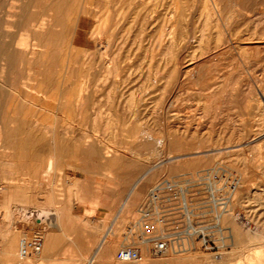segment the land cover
Listing matches in <instances>:
<instances>
[{
	"label": "rangeland",
	"instance_id": "374dc122",
	"mask_svg": "<svg viewBox=\"0 0 264 264\" xmlns=\"http://www.w3.org/2000/svg\"><path fill=\"white\" fill-rule=\"evenodd\" d=\"M25 1L0 0V48L6 49L12 43L9 49L16 54L12 69L0 61V137L5 139L10 133L16 137L13 143L5 144L15 146L14 149L3 150L7 159V153L15 152L11 168L0 164V231L6 222H14L13 227L24 234L18 236L17 249L19 241L30 238L35 231L41 232L44 238L42 252L24 261L27 264H89L95 256L92 264L223 261L237 264L243 253L242 246L246 245L247 232L256 227L259 220H264V0ZM11 12L21 13L11 15ZM44 22L56 23L44 38L49 41H46L47 51L36 46L38 25ZM89 52L94 54L90 56ZM30 66L31 69L27 68ZM104 74L108 77L104 78ZM35 76L41 81L33 79ZM40 82L47 91V98L35 97L44 105L42 109L28 105L25 99L29 97L24 94L25 84L36 86ZM10 91H14L12 96L18 94L17 98L13 96V99ZM78 93L82 94L79 98L84 103L80 104L83 108L72 101ZM3 113L8 115L5 120L1 117ZM143 128L150 136L142 132ZM37 132L47 142L54 133L64 149L58 151L62 158L50 171L46 168L50 151L40 150L38 144L26 140ZM65 134L80 140L79 145L83 146L77 147L74 140L64 139ZM89 136L98 142L94 149L86 145L85 139ZM153 137H165V144H157ZM22 140L26 144H21ZM66 144L68 147H64ZM8 169L13 170L12 173L8 174ZM4 176L14 177L16 185L28 183L29 186L17 191L15 185L3 182ZM207 188H215L216 198L227 199L224 209L233 211L228 213L240 215L234 224L223 222L222 231L215 233L207 247L198 242L185 252H169L158 257L150 244L137 240L133 227L137 210L151 190L156 189L160 196L182 190L179 194L195 201L196 208L206 210ZM99 196H115V209L125 207L128 215L126 223L114 226L100 249L97 229L90 222L76 221L70 215L74 202ZM25 197L29 203L21 202ZM126 197L131 198L128 203L124 201ZM25 206L55 210L60 213V221H41L30 214L25 218ZM222 211L216 207L211 215ZM56 222L60 223L59 228L53 225ZM231 226L237 229L235 237L230 236ZM131 232L133 236L126 240ZM1 239L0 236V244ZM48 239L51 247L44 253ZM128 245L139 249L141 261L118 260V251ZM43 255L45 258L40 259Z\"/></svg>",
	"mask_w": 264,
	"mask_h": 264
},
{
	"label": "bare ground",
	"instance_id": "6f19581e",
	"mask_svg": "<svg viewBox=\"0 0 264 264\" xmlns=\"http://www.w3.org/2000/svg\"><path fill=\"white\" fill-rule=\"evenodd\" d=\"M27 1V0H26ZM25 1V2H26ZM46 1H48V0H46ZM52 1H54L55 2V0H52ZM62 1V0H61ZM81 1V0H80ZM111 1V0H110ZM229 1V0H228ZM53 2V3H54ZM70 2V1H69ZM234 2V1H233ZM254 2V1H253ZM32 3V2H31ZM66 3H68V2H66ZM82 3V2H81ZM227 3V2H226ZM234 3H236V2H234ZM28 4V3H27ZM32 4H34V3H32ZM44 4V3H43ZM59 4V3H58ZM109 4H111V3H109ZM147 4V3H146ZM162 4V3H161ZM172 4V3H171ZM52 5V4H51ZM176 5V4H175ZM18 6H19V4H18ZM33 6V5H32ZM63 6V5H62ZM61 6V7H62ZM111 6V5H110ZM14 7H16V6H14ZM52 7H53V5H52ZM51 7V8H52ZM173 7V6H172ZM174 7H176V6H174ZM182 7V6H181ZM233 7V6H232ZM231 7V8H232ZM22 8H23V6H22ZM29 8V7H28ZM253 8V7H252ZM251 8V9H252ZM254 8H255V5H254ZM26 9V8H25ZM58 9H59V7H58ZM73 9V8H72ZM109 9V8H108ZM172 9V8H171ZM256 9V8H255ZM111 10V9H110ZM178 11H179V9H177ZM180 10H181V8H180ZM14 11V10H13ZM16 12H18V9H16L15 10ZM21 11V10H20ZM70 11H71V9H70ZM156 11V10H155ZM174 11V10H173ZM176 11V10H175ZM174 11V13H176ZM214 11V10H213ZM236 11V10H235ZM16 12H15V14H16ZM23 12V11H22ZM62 12V11H61ZM72 12V11H71ZM83 12V11H82ZM81 12V13H82ZM110 12V11H109ZM167 12V11H166ZM232 12V11H231ZM230 12V13H231ZM256 12V11H255ZM13 12H11L10 14L11 15H15V14H12ZM19 13H21V12H19ZM19 13H17L16 15H18ZM25 13H27V11H25ZM60 13V12H59ZM259 13V12H258ZM70 14H72V13H70ZM233 14V13H232ZM256 14V13H255ZM9 15V14H8ZM7 15V16H8ZM26 15V14H25ZM28 15V14H27ZM42 15V14H41ZM44 15V14H43ZM51 15V14H50ZM61 15H62V13H61ZM108 15H110V13H108ZM107 15V16H108ZM146 15V14H145ZM178 15H179V13H178ZM177 15V16H178ZM53 16H55V15H53ZM157 16V15H156ZM172 16V15H171ZM174 16H176V14L174 15ZM176 16V17H177ZM229 16V15H228ZM231 16V15H230ZM233 16V15H232ZM161 17V16H160ZM210 17V16H209ZM13 18H15V16L13 17ZM20 18H21V16H20ZM43 18V17H42ZM53 18V17H52ZM122 18V17H121ZM178 18V17H177ZM36 19V18H35ZM57 19V18H56ZM21 20V19H20ZM169 20H171V19H169ZM169 20H168V22H169ZM207 18H206V21H204V22H206V24L208 23L207 22ZM249 20V19H248ZM35 21H37V20H35ZM55 22H56V20H54ZM59 21H60V19H59ZM220 21V20H219ZM55 22H53V24L51 23H46V22H44V23H42L41 25H38V31H37V40H38V43L36 42V46L37 47H41V48H45V50H46V46H48V44H46V41H48V40H45L44 38L50 33V31H52L51 30V28L53 27L54 28V26H56V23ZM26 23V22H25ZM29 23V22H28ZM79 23H80V21H79ZM106 23H107V20H105L104 21V23L102 24L103 25V27L105 28L107 25H106ZM175 23V22H174ZM9 24V23H8ZM24 24V23H23ZM32 24V23H31ZM73 24V23H72ZM161 24V23H160ZM159 24V25H160ZM205 24V26H206V28H207V25ZM210 24V23H209ZM208 24V25H209ZM218 24V23H217ZM10 25H11V23H10ZM9 25V26H10ZM30 25V24H29ZM34 25V24H33ZM54 25V26H53ZM76 25V24H75ZM12 26V25H11ZM15 26V25H14ZM159 27V26H158ZM209 27V26H208ZM216 27V26H215ZM18 28V27H17ZM176 28H177V26H176ZM205 28V27H204ZM213 28V27H212ZM248 28H249V26H248ZM251 28V27H250ZM249 28V29H250ZM254 28V27H253ZM100 29H101V27H100ZM181 29V28H180ZM239 29V28H238ZM47 30V31H46ZM104 29L102 28V30L101 31H103ZM46 31V32H45ZM92 31H93V29H92ZM98 31H99V29H98ZM97 31V32H98ZM100 31V32H101ZM106 31V30H105ZM201 31H202V29H201ZM205 31H208V30H205ZM221 31V30H220ZM99 32V33H100ZM180 32V31H179ZM58 33V32H57ZM91 33V32H90ZM92 33H94V32H92ZM203 34L204 33H207V32H202ZM254 33V32H253ZM161 34V33H160ZM179 34V33H178ZM6 36H7V34H5ZM5 35L4 36H2V37H5ZM94 35V34H93ZM162 35H163V33H162ZM220 35V34H219ZM226 35V34H225ZM245 35V34H244ZM53 36V35H52ZM90 36V35H89ZM92 36V35H91ZM14 37V36H13ZM49 37H51V36H49ZM163 37V36H162ZM9 38V37H8ZM34 38V37H33ZM87 38H89L90 39V37H87ZM92 38H93V36H92ZM11 39V38H10ZM53 39V38H52ZM115 39V38H114ZM113 39V40H114ZM12 40H14V39H12ZM61 40V39H60ZM165 39H163V41H164ZM123 41H124V38H123ZM167 41V40H166ZM16 42V41H15ZM15 42H13V43H15ZM49 42V41H48ZM75 42V41H74ZM111 42V41H110ZM9 43H10V41H9ZM63 43H64V41H63ZM87 43V42H86ZM91 43H92V41H91ZM65 44V43H64ZM72 44H73V41H72ZM94 44V43H93ZM35 44H33V46H34ZM74 45V44H73ZM95 45V44H94ZM12 46V43L10 44V45H8V47L6 48V49H2V48H0V61L2 60V61H4V64H6L8 67H9V69H12V68H14L12 65H13V63L14 62H16V54L12 51V50H10L9 49V47H11ZM29 46V45H28ZM21 47V46H20ZM24 47H25V45H24ZM36 47V48H37ZM71 47H73L72 45H71ZM92 47H94V46H91L90 48H92ZM164 47V46H163ZM51 48V47H50ZM66 48V47H65ZM30 49H31V46H30ZM34 49V48H33ZM70 49V48H69ZM69 49H68V51H67V54H69L70 52H69ZM28 50V49H27ZM35 50V49H34ZM33 50V51H34ZM54 50H57V48L56 49H53V51ZM71 50V49H70ZM83 50V49H82ZM87 50H88V48H87ZM92 50H93V48H92ZM91 50V51H92ZM96 51H98L97 49H95ZM24 51H25V49H24ZM47 51V50H46ZM61 51V50H60ZM72 51V50H71ZM75 51H76V49H75ZM167 51V50H166ZM49 52H50V50H49ZM83 52V51H82ZM81 52V53H82ZM92 52H94V51H92ZM101 52V51H100ZM106 52V51H105ZM25 53V52H24ZM35 53H37V49H36V51H35ZM78 53V52H77ZM83 53H85V52H83ZM82 53V54H83ZM90 53V52H89ZM88 53V54H89ZM103 53V52H102ZM163 53H164V51H163ZM76 54V53H75ZM94 54V53H93ZM93 54H91L90 53V56L91 55H93ZM21 55V54H20ZM73 51H72V57H73ZM78 55V54H77ZM84 55V54H83ZM42 56H44V55H42ZM45 56H46V54H45ZM68 56V55H67ZM81 56V55H80ZM87 56V55H86ZM84 57V56H83ZM95 57V56H94ZM43 58V57H42ZM67 58V57H66ZM75 58H77V57H75ZM78 58H79V55H78ZM96 58V57H95ZM44 59H45V57H44ZM69 59V58H68ZM74 59V58H73ZM26 60V59H25ZM45 60H47V59H45ZM57 60V59H56ZM67 59H65V62H71L72 61V58H71V56H70V59H69V61H66ZM92 60L93 61H95L94 60V58H92ZM76 61V60H75ZM74 61V62H75ZM85 61H86V59H85ZM29 62V61H28ZM56 62L57 61H54L53 63H54V65H56ZM88 62H92V61H87V63ZM73 63V62H72ZM104 63V62H103ZM22 64V63H21ZM30 64H33V63H30ZM64 64H66V63H64ZM74 64H77V62H75ZM89 64V63H88ZM93 64V63H92ZM2 65V64H1ZM28 65H29V63H28ZM68 65V64H67ZM66 65V66H67ZM70 66H71V63L69 64ZM79 65V64H78ZM81 65V64H80ZM104 66H105V64H103ZM35 66H37V65H35ZM51 66H53V65H51ZM110 66V65H109ZM2 67V66H1ZM19 67H20V65H19ZM19 67H18V69H19ZM68 68H69V66H67ZM74 67V66H73ZM81 67H82V65H81ZM106 67H107V65H106ZM21 68V67H20ZM27 68H30L31 69V66L30 67H27ZM33 68V67H32ZM18 69H17V71H18ZM46 69H48V67H46ZM83 69V68H82ZM85 69V68H84ZM110 69V68H109ZM112 69V68H111ZM2 70V69H1ZM28 70V69H27ZM32 70H35V69H32ZM80 70V69H79ZM13 71V70H12ZM19 71H21V70H19ZM50 71V70H49ZM38 72V71H37ZM65 72H66V70H65ZM109 72V71H108ZM107 72V73H108ZM6 73V72H5ZM17 73V72H16ZM36 73V72H35ZM58 73V72H57ZM111 73V72H110ZM3 73H1V75H2ZM15 74V73H14ZM11 75H13V73L11 74ZM21 75V74H20ZM108 75H109V73H108ZM85 76V78H87L86 77V75H84ZM89 76V75H88ZM106 76H107V74L105 75L104 74V78H106ZM8 77V76H7ZM6 77V78H7ZM24 77V76H23ZM31 77V76H30ZM40 77H41V74H40ZM65 77V76H64ZM108 77V76H107ZM10 78L11 79H13L12 78V76H10ZM15 78H17L16 76H15ZM29 78V77H28ZM43 78V77H42ZM41 78V79H42ZM66 78V77H65ZM65 78L63 79V80H65ZM97 78V77H96ZM18 79V78H17ZM17 79H14L13 81H17ZM20 79V78H19ZM31 79V78H30ZM33 79H36L37 80V78H36V76H35V78H33ZM58 79V78H57ZM94 79V78H93ZM102 79V78H101ZM0 80H1V78H0ZM2 80H4V79H2ZM29 80V79H28ZM35 80V81H36ZM39 80V79H38ZM37 80V81H38ZM83 80V79H82ZM89 80V82H90V78L89 79H87V81ZM19 81V80H18ZM34 81V80H33ZM39 81H41V80H39ZM59 81V80H58ZM66 81V80H65ZM64 81V82H65ZM87 81H83V82H87ZM95 81V80H94ZM93 81V82H94ZM43 82V81H42ZM45 82V81H44ZM43 82V83H44ZM83 82H81V83H83ZM88 82V83H89ZM92 82V83H93ZM2 83V82H1ZM4 83V82H3ZM2 83V84H3ZM12 83V82H11ZM41 83V82H40ZM43 83H41V84H38V85H36V86H32V85H30V83L29 84H25L26 85V88H25V95L27 96V97H29V98H27V99H25V101H28V103L27 102H25V103H27L28 105H31L32 107H39L40 109H42V108H44V105H41L40 103H38V101L39 100H37V99H35V97L37 98V97H41V99L43 98H47V97H45L46 95H47V91L45 90V88H44V86H43ZM79 83H80V81H79ZM78 83V84H79ZM88 83H87V85H88ZM94 83H96V82H94ZM8 84V83H7ZM63 84V83H62ZM66 85V84H65ZM69 85V84H68ZM79 85H83V84H79ZM94 85V84H93ZM96 85V84H95ZM47 86H48V84H47ZM50 86V85H49ZM86 85H84V87H85ZM92 86V85H91ZM105 86V85H104ZM111 86V85H110ZM9 87V86H8ZM17 87V86H16ZM15 87V88H16ZM76 87H78V86H76ZM79 87H81V86H79ZM100 87V86H99ZM50 88V87H49ZM59 88L60 87H58L57 88V90L58 91H60L59 90ZM72 88V87H71ZM83 88V87H82ZM96 88V87H95ZM13 89V88H12ZM68 89V88H67ZM66 89V90H67ZM70 89V88H69ZM76 89V88H75ZM78 89V88H77ZM76 89V90H77ZM86 90H87V86H86V88H85ZM88 89H89V87H88ZM93 89V88H92ZM0 90H2L1 89V87H0ZM32 90V91H31ZM50 90V89H49ZM48 90V91H49ZM52 90V89H51ZM51 90H50V92H51ZM65 90V91H66ZM79 91L78 92H80L81 90L80 89H78ZM90 90V89H89ZM95 90V89H94ZM94 90H91L92 91V93H94L95 94V92H93ZM230 90V89H229ZM15 91V90H14ZM13 91V92H14ZM35 93H34V92ZM73 90H70V92H72ZM85 91V90H84ZM90 91V92H91ZM2 93H3V91H1ZM12 91H10V95H11V93H13ZM49 92V93H50ZM54 92V91H53ZM74 92V91H73ZM97 92V91H96ZM109 92V91H108ZM219 92V91H218ZM34 93V94H33ZM37 93V94H36ZM58 93V92H57ZM60 93V92H59ZM62 93V92H61ZM60 93V94H61ZM66 93V92H65ZM215 93V92H214ZM214 93H212V94H214ZM229 93H230V91H229ZM15 94H17L16 92H15ZM32 94V96L34 95V98L33 97H30V95ZM67 94H68V92H67ZM73 94V93H72ZM75 95H76V93H74ZM94 94L92 95V96H94ZM108 94V93H107ZM1 95V94H0ZM53 95V94H52ZM55 95V94H54ZM82 94H80V93H78L77 94V96H76V99H75V97H74V99L75 100H72V101H74L76 104L75 105H77L78 106V108L80 107V108H83V107H81V105L82 104H84L83 102H82V99L81 98H79V96H81ZM109 95H110V93H109ZM12 96V95H11ZM11 96H10V99H11V102H15V101H12V98H13V96L14 97H16L17 98V96H18V94L17 95H13L12 96V98H11ZM74 96V95H73ZM72 96V97H73ZM89 96H90V94H89ZM211 96V95H210ZM213 96V95H212ZM227 96H228V94H227ZM65 97H68L67 95H65ZM70 97H71V95H70ZM83 97V96H82ZM107 97H109V96H107ZM52 98V97H51ZM86 98H88V97H86ZM14 99V98H13ZM63 99V98H62ZM68 99V98H67ZM66 99V100H67ZM90 99V98H89ZM17 100V99H16ZM88 100V99H87ZM92 100V99H91ZM86 101V100H85ZM90 101V100H89ZM58 102H60V99H59V101ZM68 103L69 102H71L70 101V99H69V101H67ZM91 102V101H90ZM89 102V103H90ZM68 103H64V105H67ZM88 103V102H87ZM92 103V102H91ZM53 104V103H52ZM57 104V103H56ZM56 104H55V107H56ZM60 104V103H59ZM72 104H73V102H72ZM81 104V105H80ZM116 104V103H115ZM10 105V104H9ZM13 105H15V104H13ZM70 106V108H71V103L69 104ZM89 105V104H88ZM91 105V104H90ZM75 107V106H74ZM9 108V107H8ZM13 108V107H12ZM48 108V107H47ZM61 108V107H60ZM63 108V107H62ZM78 108H75V110H77ZM87 108V107H86ZM130 108V107H129ZM6 109V108H5ZM11 109V108H10ZM9 109V110H10ZM15 109V108H14ZM56 109V108H55ZM59 109V108H58ZM67 109V108H66ZM69 109V108H68ZM88 109H90L89 107H88ZM102 109V108H101ZM7 110V109H6ZM44 110H46V109H44ZM43 110V111H44ZM48 110V109H47ZM46 110V111H47ZM61 110V109H60ZM90 110H94V109H90ZM45 111V112H46ZM78 111H80V109L78 110ZM16 112V111H15ZM44 112V113H45ZM51 112V111H50ZM96 112H97V110H96ZM68 113V112H67ZM82 113V112H81ZM92 113H93V111H92ZM13 114V113H12ZM46 114V113H45ZM6 115H7V113H6ZM6 115L3 113V116H1L2 117V120H5L6 119ZM11 116V115H10ZM7 117H8V115H7ZM93 117H95V115L93 116ZM13 118V117H12ZM12 118L10 119V121H12ZM98 118V117H97ZM8 119V118H7ZM14 119H16V117H14ZM55 119H56V117H55ZM36 120V119H35ZM94 120V119H93ZM96 120V119H95ZM110 120V119H109ZM9 121V122H10ZM32 121V120H31ZM12 122H14V121H12ZM19 122V121H18ZM49 122V121H48ZM11 123V122H10ZM17 123V122H16ZM22 123V122H21ZM44 123V122H43ZM51 123V122H50ZM68 123V122H67ZM93 123H95V122H93ZM3 124H5L4 123V121H3ZM53 124V123H52ZM261 124H262V122H261ZM6 125V124H5ZM9 125V124H8ZM50 125V124H49ZM11 126V125H10ZM19 126V125H18ZM27 126V125H26ZM31 126V125H30ZM261 126V125H260ZM25 127V126H24ZM37 127V126H36ZM47 127V126H46ZM52 127H54V126H52ZM7 128V127H6ZM11 128H13V127H11ZM41 128V127H40ZM45 128V127H44ZM49 128V127H48ZM262 128V127H261ZM19 129H21V127H19ZM26 129V128H25ZM24 128H23V130H24V132L26 131ZM47 129V128H46ZM91 129V128H90ZM6 130V129H5ZM41 130H42V128H41ZM92 130V129H91ZM251 130V129H250ZM7 131H8V128H7ZM10 131V130H9ZM13 131H15V130H11L10 132H13ZM20 131V130H19ZM18 131V132H19ZM47 131V130H46ZM51 131V130H50ZM52 131H53V129H52ZM27 132H28V130H27ZM49 132V131H48ZM54 132V131H53ZM69 132V131H68ZM142 132L143 133H147L149 136H150V134L148 133V132H146L145 130H144V128L142 129ZM250 132V131H249ZM8 133V132H7ZM40 132H37V134H32V135H30V136H28L27 137V139L26 140H29V141H32V142H35L36 143V145L38 144V149H40V150H49L50 151V153L48 154L49 156H48V160H47V166H46V168L50 171L55 165H56V162L58 161V160H60L61 158H62V156H61V154H58V151L60 150V149H63V148H61V146H59V144H58V140H59V138H58V140H57V136L53 133V135H51V138H50V140H49V142H47L46 141V139L43 137V135H41V134H39ZM47 133V132H46ZM52 133V132H51ZM50 132H49V134H51ZM83 133V132H82ZM141 133V132H140ZM14 134V133H13ZM48 134V133H47ZM48 134V135H49ZM59 134V133H58ZM85 134V133H84ZM4 135V134H3ZM72 135V134H71ZM70 135V136H71ZM79 135V134H78ZM88 135H90V134H88ZM238 135V134H237ZM1 136V135H0ZM6 136V135H5ZM5 136H3V137H5ZM16 136V135H15ZM19 136V135H18ZM73 136H74V134H73ZM92 136V135H91ZM23 137H24V135H23ZM50 137V136H49ZM48 137V138H49ZM72 137V136H71ZM79 137V136H78ZM84 137V136H83ZM168 137L170 138V136H169V134H168ZM247 137V136H246ZM14 138H16V137H14L13 135H12V133H10L9 135L7 134V136L5 137V139H3V138H1L0 137V164H4L5 166L7 165V166H9V168H11L10 166H12V164H13V159L15 158L14 157V155H15V152H10L9 154L7 153V157H8V159L7 158H5L4 157V155H5V152L3 151V150H6V149H9V148H12V149H14V147H11V146H6L5 144L8 142V143H13V141H14ZM17 138H19V137H17ZM24 138H26V137H24ZM103 138V137H102ZM152 138V137H151ZM154 138V137H153ZM165 137H163V138H154V140L156 141V143L157 144H159V145H164L165 144V140L166 139H164ZM167 138V137H166ZM23 139V138H22ZM64 139H69V140H74V138L72 139V138H70V137H68V135L67 134H65V136H64ZM64 139H62V140H64ZM81 139V138H80ZM202 139V138H201ZM86 140V145L90 148V149H94V148H96L98 145V142H96V139H94V138H92V137H88L87 139H85ZM195 140V139H194ZM75 141V143L74 144H76V146L77 147H79L80 145V143H79V141L80 140H74ZM82 141L83 142H85L83 139H82ZM103 141V140H102ZM16 142V141H15ZM61 142V141H60ZM72 142V141H71ZM81 142V141H80ZM21 144H26V141H24V140H22L21 142H20ZM70 143V142H69ZM168 144V143H167ZM197 144V143H196ZM17 145H20L19 144V142H18V144ZM17 145H16V147H17ZM67 145V144H66ZM64 146V147H68V145L67 146ZM100 145H102V144H100L99 143V147L98 148H100L101 146ZM13 146V145H12ZM63 146V145H62ZM83 146V145H82ZM82 146H80V147H82ZM29 147V146H28ZM70 147H71V145H70ZM87 147V148H88ZM192 147V146H191ZM3 148V149H2ZM22 148H24V147H22ZM25 148H26V146H25ZM97 148V149H98ZM206 148V147H205ZM30 149V148H29ZM68 149V148H67ZM79 149V148H78ZM190 149V148H189ZM64 150V149H63ZM66 150V149H65ZM89 150V149H88ZM19 151V150H18ZM25 151V150H24ZM23 151V152H24ZM208 151V150H207ZM21 152V151H20ZM62 152V151H61ZM91 152V151H90ZM25 153H26V151H25ZM25 153L24 154H22V155H24L25 156ZM44 153H45V151H44ZM95 153V152H94ZM168 153V152H167ZM16 155H18L19 156V154H17V152H16ZM171 155V154H170ZM21 156V155H20ZM39 156V155H38ZM45 156H47V155H45ZM14 157V158H13ZM169 157V156H168ZM36 158V157H35ZM47 158V157H46ZM16 159V158H15ZM18 159V158H17ZM243 159H246V158H243ZM244 161H247V160H244ZM16 162V161H15ZM20 162V161H19ZM171 162V161H170ZM249 162V161H248ZM14 168V167H13ZM16 168V167H15ZM150 168V167H149ZM12 171L13 170H9L8 169V171H7V173L9 174V173H12ZM146 171V170H145ZM261 171H263V170H261ZM192 172V171H191ZM48 173V172H47ZM55 173V172H54ZM58 174V173H57ZM47 175V174H46ZM53 175H55V174H53ZM142 175V174H141ZM4 178V180H3V182H5V183H8V184H11V185H15V189L17 190V191H19V189H22V188H27L26 186H29L28 185V183L27 182H25V183H27L26 185L24 184H17L16 185V183L14 182V180H15V178L14 177H11V176H7V177H3ZM140 178V177H139ZM6 180H8V181H6ZM138 180H140V179H138ZM20 181V180H19ZM19 181H17L18 183H20ZM53 182V181H52ZM138 182L139 181H137V182H135L134 183V185L132 186V188L130 189V194L134 191V189L136 188V186H137V184H138ZM23 183H24V181H23ZM54 184V183H53ZM185 184V183H184ZM236 184V183H235ZM207 186V185H206ZM186 187V186H185ZM226 187H227V185H226ZM233 187H234V185H233ZM243 187V186H242ZM213 188V187H212ZM228 188V187H227ZM241 188V187H240ZM29 189H30V187H29ZM215 189V188H214ZM234 189H237V188H233V190ZM262 189V188H261ZM156 190V189H155ZM228 190V189H227ZM243 190V189H242ZM21 191H23V190H21ZM27 192L28 191H30V190H26ZM231 191V190H230ZM263 191H264V188H263ZM224 192V191H223ZM260 192V191H259ZM19 193V192H18ZM30 192H28V194H29ZM241 193V192H240ZM21 194V193H20ZM27 194V193H26ZM26 194H24V195H26ZM233 194H234V191H233ZM232 194V196H234ZM239 195H241V194H239ZM18 196V195H17ZM229 196H230V194H229ZM29 197V196H28ZM234 197H236V195L234 196ZM230 198V197H229ZM233 198V197H232ZM231 199V198H230ZM255 199H257L258 200V198L256 197ZM25 201V203H29V200H30V202H31V199H30V197H29V200H28V198L27 197H25V199H21V202L22 201ZM227 200V199H226ZM259 200H261V198L259 199ZM19 201H20V199H19ZM229 201V200H228ZM227 201V202H228ZM263 201V200H262ZM225 203H226V201H225ZM21 204V203H20ZM227 204V203H226ZM228 204H229V202H228ZM8 205V204H7ZM9 206V205H8ZM7 206V207H8ZM229 206V205H228ZM23 207V206H22ZM32 207V206H31ZM226 207V206H225ZM9 208V207H8ZM229 208V207H228ZM227 208V209H228ZM232 209V208H231ZM58 210V209H57ZM214 210V209H213ZM223 210V209H222ZM221 210V211H222ZM23 211L25 212V215L24 216H27V217H25V218H28V216H29V214L30 215H35V216H37L38 217V219L39 220H41V221H53L54 222V220L56 219V220H59L60 221V213L59 212H54V211H48V210H46L45 208H38V209H32V208H28V206H25L24 207V209H23ZM228 211V210H227ZM225 209L222 211V213L220 212L219 214H218V223H219V225H221L220 227H222V223L223 222H227V221H229L231 224H234L238 219H240V215H236V216H232V214L231 213H228V212H230L231 210H229L228 212H227ZM224 212H227L228 214H225ZM231 212H233V211H231ZM234 214V213H233ZM264 215V214H263ZM34 217V216H33ZM233 218H234V220H233ZM12 219V218H11ZM263 219V218H262ZM261 219V221L259 220V222L257 223V225H255L256 227H254L253 229H251L250 231H248L247 232V235H246V238H245V240L244 241H246V245L245 246H242V256H241V258H238L237 260V264H264V220H262ZM234 222V223H233ZM13 224H14V222L12 221V220H10V221H8V222H6V224H5V226H3V229L0 231V236H1V244H0V261H2L1 263L2 264H22L23 262H24V264H27V262H25L24 260L25 259H21L20 257H19V255H18V250H19V247H18V249H17V239L19 238L18 236H24V234L22 233L21 234V232L18 230V229H15V227H13ZM51 224H53V223H51ZM54 226H56V228H59L58 226L60 225V223H59V225H58V223L56 222V224L54 223L53 224ZM221 231H222V228H221ZM220 231V232H221ZM230 231H231V237H235L236 235H237V229L235 228V226H231L230 227ZM229 231V232H230ZM49 235V234H48ZM50 237V236H49ZM223 237H224V235H223ZM26 238V237H25ZM50 238H52V237H50ZM46 239V238H45ZM223 241V240H222ZM20 242V241H19ZM105 243V242H104ZM104 243H101L100 244V246L98 247V249H100L103 245H104ZM46 245H45V249H44V253H46V252H48L49 251V247H51L50 246V240L48 239L47 240V242L45 243ZM236 244V243H235ZM19 245V244H18ZM117 245V244H116ZM121 246V245H120ZM236 246V245H235ZM44 247V246H43ZM115 247H117V246H115ZM119 248V247H118ZM117 248V249H118ZM97 249V250H98ZM116 249V248H115ZM241 249V248H240ZM114 250V249H113ZM99 251V250H98ZM97 252V251H96ZM115 252V251H114ZM42 256V255H41ZM40 256V257H41ZM45 258V255H43V257H41L40 259H44ZM95 260V256H93L88 262H89V264H92L93 263V261ZM123 262H134V263H136V262H138V261H123ZM212 263V262H211ZM225 262L223 261V262H218V263H212V264H224Z\"/></svg>",
	"mask_w": 264,
	"mask_h": 264
},
{
	"label": "built area",
	"instance_id": "2783aa9c",
	"mask_svg": "<svg viewBox=\"0 0 264 264\" xmlns=\"http://www.w3.org/2000/svg\"><path fill=\"white\" fill-rule=\"evenodd\" d=\"M180 192L183 193L182 190ZM179 193L160 196L157 190H151L137 210L133 226L137 240L150 244L154 255L158 257H164L169 252H185L198 242L207 247L221 229L219 212L217 215H211V212L216 207L224 209L226 198H216V190L209 188L207 201H204L207 203L206 210H200L195 207V201L187 200ZM130 235L133 236V232ZM43 246V235L35 231L30 238L20 240L18 255L21 259L38 255ZM117 258L120 261L143 259L139 249L130 245L122 247Z\"/></svg>",
	"mask_w": 264,
	"mask_h": 264
},
{
	"label": "crops",
	"instance_id": "0c3cea01",
	"mask_svg": "<svg viewBox=\"0 0 264 264\" xmlns=\"http://www.w3.org/2000/svg\"><path fill=\"white\" fill-rule=\"evenodd\" d=\"M115 199V196H99L87 198L83 202L78 200L71 206V218L76 221H88L94 226L95 229H97L100 240L98 247L101 243H106V240L111 234V230L114 228V226L120 222H127L128 215L125 207L122 210L119 209L120 207L115 209ZM125 200H127L128 203L131 198L126 197L124 201ZM121 204L119 206H121ZM78 209L79 211H77ZM130 237L131 235L128 234L125 239L128 240Z\"/></svg>",
	"mask_w": 264,
	"mask_h": 264
}]
</instances>
